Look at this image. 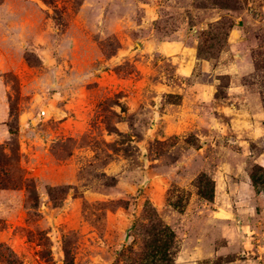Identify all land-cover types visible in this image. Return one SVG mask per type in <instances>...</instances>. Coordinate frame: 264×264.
I'll use <instances>...</instances> for the list:
<instances>
[{"label": "rangeland", "instance_id": "1", "mask_svg": "<svg viewBox=\"0 0 264 264\" xmlns=\"http://www.w3.org/2000/svg\"><path fill=\"white\" fill-rule=\"evenodd\" d=\"M165 246L264 264V0H0V264Z\"/></svg>", "mask_w": 264, "mask_h": 264}, {"label": "trees", "instance_id": "2", "mask_svg": "<svg viewBox=\"0 0 264 264\" xmlns=\"http://www.w3.org/2000/svg\"><path fill=\"white\" fill-rule=\"evenodd\" d=\"M170 236H172V235H170ZM170 238H171V237H170ZM170 238L168 239L169 242H170ZM168 246H169V245H168ZM168 246H165L164 249H163L162 251H160L159 253H157V252H154V253H153V252H152L153 254H152V256H149V258L152 259V261H153L154 264H157V263L160 262V259L158 258V255H159L160 253H161L162 255H167V254H168V253L166 252ZM156 248L160 249L159 246H157ZM165 259H167V256H164L163 260H165Z\"/></svg>", "mask_w": 264, "mask_h": 264}]
</instances>
